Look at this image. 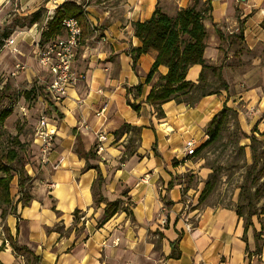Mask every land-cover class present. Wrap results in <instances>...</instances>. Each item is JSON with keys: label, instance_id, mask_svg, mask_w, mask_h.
Segmentation results:
<instances>
[{"label": "crops", "instance_id": "crops-1", "mask_svg": "<svg viewBox=\"0 0 264 264\" xmlns=\"http://www.w3.org/2000/svg\"><path fill=\"white\" fill-rule=\"evenodd\" d=\"M65 1L82 3L85 11L72 64L76 80L58 106L43 109L55 132L54 143L48 156L41 163L37 157L34 170L27 172L26 204L17 199L14 212L5 215L11 247L0 248V263L264 264V243L258 259L247 255L254 250V233L248 228L242 238L243 223L235 212L223 210L213 218L193 214L188 229L185 213L180 214L184 204L179 179L192 166L185 143L191 140L197 149L205 141L208 123L226 94L204 96L193 106L170 100L157 117L145 97L167 68L158 66L145 83L156 52L142 54L135 68L130 55L140 45L133 22L149 18L156 6L173 17L195 5L204 14L207 64L220 63L224 44L225 51H231L228 43L236 40L239 19L245 50L237 57L232 52L228 60L259 66L264 62V0H0V30L18 35L17 57L26 65L18 76L23 74L36 87L43 74L36 62V43L46 42L41 34L47 13ZM36 11L40 20L28 27L11 20ZM201 69L190 66L185 79L197 83ZM98 133L105 141L103 150L95 153ZM78 143L93 156L79 157ZM32 144L37 145L34 136ZM98 173L101 196L117 205L104 222L105 202L95 203L92 189ZM173 242L178 258L170 257ZM13 243L28 252H14Z\"/></svg>", "mask_w": 264, "mask_h": 264}, {"label": "rangeland", "instance_id": "rangeland-1", "mask_svg": "<svg viewBox=\"0 0 264 264\" xmlns=\"http://www.w3.org/2000/svg\"><path fill=\"white\" fill-rule=\"evenodd\" d=\"M100 1L114 2L116 0ZM235 11L239 12L241 9L235 7ZM31 18L32 15H27L11 20L14 24L28 27ZM237 21L240 31L242 23L239 19ZM238 30L234 34L236 40L228 43L231 51L228 49L225 51L224 44L220 63L211 66L214 70L206 69L204 73V93L218 95L224 92L226 100L222 107L233 109L236 112V118L231 115L216 141L199 153H195V148L191 154L192 166L179 179L183 184L181 198L184 204L180 214L185 213V224H188V229L193 227V214L201 213L205 218H213L223 210L239 212L242 216L238 218L243 223L247 214L252 213V225L249 231L260 233V238L255 241V250L256 244L261 247L264 243V62L254 66L246 63L245 60H228L232 52L237 57L245 50L244 37ZM2 32L9 34L7 38H15V43L18 44L17 34L0 30V36ZM10 55L8 50L2 47L0 50V94L2 93L3 98L0 102V110L10 109L11 115L0 125V157L9 150L17 154L11 171L12 181L16 179V184L13 182L11 184L10 205H3L5 215L14 212L13 208L20 191L18 176L15 172L20 171L23 176H27L28 171L34 170L33 166L37 164V157L40 159L38 146L35 144V147L32 144V138L37 119L43 110L40 90L37 89L28 98L24 96L25 91L33 87V82L25 81L23 74L13 78L9 76L15 65V60L13 64L11 63ZM217 72L220 74L217 75ZM185 100L189 99L185 98ZM250 103L254 108H248ZM262 103L263 105L260 106ZM251 136L254 139H250ZM255 160L256 165L253 170L251 166ZM39 162L41 163V159ZM249 173L250 176H248ZM251 182L254 184H250ZM206 183H209V194L200 201L198 198ZM28 186L29 181L25 189ZM188 214L191 216H187ZM5 215L0 216V248L11 247V241L7 238L5 231ZM254 250L249 252V257L251 259L253 256L252 259L256 260L260 254L254 253Z\"/></svg>", "mask_w": 264, "mask_h": 264}, {"label": "trees", "instance_id": "trees-1", "mask_svg": "<svg viewBox=\"0 0 264 264\" xmlns=\"http://www.w3.org/2000/svg\"><path fill=\"white\" fill-rule=\"evenodd\" d=\"M31 15L32 18L29 21L30 25L40 20L41 14L39 11H36ZM65 18H75L82 31V28H84L85 25V11L82 3L77 4L75 1H65L58 6L55 9L52 18L46 21L45 28L41 34L42 39L44 41H48L61 35V23ZM203 18L204 14L197 10L195 5H189L180 9L173 17L168 16L158 6H156L149 18L132 23L134 36L140 43L138 47L133 48L130 52L132 67H136L137 61L142 54L153 50L156 52V56L145 77V83L149 82L158 66L162 65L167 68V72L163 76L159 77L157 86L152 87L145 97V102L153 108L157 117H162L163 112L161 106L170 100L185 102L187 105L193 106L198 102L200 97L207 95L204 93V73L206 69H214L211 65L205 62L204 58L206 29L203 25ZM261 27L264 28V20L261 22ZM8 35L9 34L7 32L1 33L0 50L3 45V40L7 39ZM192 65H200L202 68L197 83H192L185 79L186 72ZM219 74L220 73L217 72V75ZM140 87L141 85H138L134 88L139 90ZM37 89L41 92L40 86L34 87L33 85V87L25 91L24 96L28 98L29 95L33 94ZM2 98L3 95L1 93L0 102ZM185 98H188L189 100L186 101ZM49 105L54 106L52 103ZM131 106L135 110L138 109L137 105ZM10 114V109L0 110V125ZM231 115L233 118H236V112L233 109L223 106L222 109L211 118L206 128L207 139L197 147L195 153H199L219 138L222 127ZM15 139L17 140L16 137ZM250 139H254V137L251 136ZM75 153L84 159H88V157L93 156L90 151L84 152L79 143L76 144ZM16 156L17 154L14 151L9 150L5 153V155L0 157V216H4L6 213L3 205L9 206L11 203L10 189L13 177V173L11 174V171L12 165L16 161ZM255 165L256 160L251 166V169L254 170ZM89 168L96 169V167ZM15 174L18 176V188L20 190V197L18 198V201L22 202V205H25L27 202L26 197L28 196L25 186L30 178L26 175L23 176L20 171L15 172ZM248 176H250V173ZM102 182L103 180L101 175L98 173L97 179L92 186L94 202L97 204L105 202L100 193ZM250 184L254 183L251 182ZM208 187L209 183H206L198 200L202 201L208 196ZM116 209L117 205L115 202H105L103 222L112 216L116 212ZM235 214L239 218L242 216L239 212H235ZM251 217L252 213H249L244 218L243 239H245V234L248 228L252 225ZM253 238L254 241H257L260 238V233L254 232ZM174 244H176V242L172 243L173 247L170 257L178 258L180 253L178 250L174 249ZM12 250L14 252H28L22 247L18 248V246L14 243L12 244ZM260 251V246L256 244L254 253L259 254ZM247 255L249 256V252ZM33 259L35 260V258Z\"/></svg>", "mask_w": 264, "mask_h": 264}, {"label": "built area", "instance_id": "built-area-1", "mask_svg": "<svg viewBox=\"0 0 264 264\" xmlns=\"http://www.w3.org/2000/svg\"><path fill=\"white\" fill-rule=\"evenodd\" d=\"M53 14V11L47 13L45 23L52 18ZM61 25V35L46 41L43 45L36 43V62L43 71V74L38 78V85L41 87L42 94L40 102L43 109L50 103L58 106L65 98L67 90L76 80L72 64L82 40L81 27L75 18H65ZM15 40V38H7L3 40L2 45L15 60V65L9 74L11 77H15L26 70L25 63L16 56L20 53ZM48 121L47 115L42 110L34 131V138L41 160L48 156L54 143L55 132ZM96 139L95 153H100L103 150L105 136L98 133ZM184 148L186 155H191L195 150V145L193 141L189 140L185 143Z\"/></svg>", "mask_w": 264, "mask_h": 264}, {"label": "water", "instance_id": "water-1", "mask_svg": "<svg viewBox=\"0 0 264 264\" xmlns=\"http://www.w3.org/2000/svg\"><path fill=\"white\" fill-rule=\"evenodd\" d=\"M239 1H243V0H239Z\"/></svg>", "mask_w": 264, "mask_h": 264}]
</instances>
